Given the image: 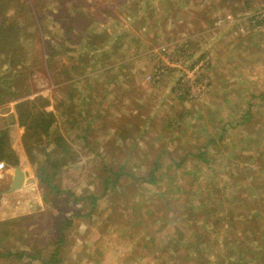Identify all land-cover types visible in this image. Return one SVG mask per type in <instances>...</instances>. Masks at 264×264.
Returning a JSON list of instances; mask_svg holds the SVG:
<instances>
[{"label": "rangeland", "instance_id": "obj_1", "mask_svg": "<svg viewBox=\"0 0 264 264\" xmlns=\"http://www.w3.org/2000/svg\"><path fill=\"white\" fill-rule=\"evenodd\" d=\"M0 96L30 204L0 219V264H264V0H0ZM35 99L71 153L58 191L22 143Z\"/></svg>", "mask_w": 264, "mask_h": 264}, {"label": "trees", "instance_id": "obj_2", "mask_svg": "<svg viewBox=\"0 0 264 264\" xmlns=\"http://www.w3.org/2000/svg\"><path fill=\"white\" fill-rule=\"evenodd\" d=\"M85 28V26H84ZM1 98V96H0ZM2 100H0L1 102ZM36 99L33 101H19L16 103V113H17V119L21 126L24 127V133L22 135V143L24 146V149L28 155V158L30 162H34V160H37L39 164H37V168L35 170V175L38 178L39 182L45 186V188L49 189V191H58L56 183H54L55 174L51 169H54L56 167V164H53L54 158H52L54 152H58L59 154L68 156L70 153L69 149L66 147V142H64L63 137L61 135H56V133L53 135V137L49 140L50 136V127L55 122V114L53 111L47 110L44 105L39 104V109L35 107ZM249 112V111H248ZM187 114L186 111L178 113V117H182L183 115ZM246 113H243L245 115ZM241 115L242 119H246ZM42 138H46V144L41 145ZM39 145V149H37L42 154V159L39 160L36 155H33L34 145ZM51 144V148L47 150V146ZM33 145V147H32ZM205 153H201L202 159L205 157ZM62 158H64L62 156ZM156 158L154 161V165H152V168L145 174L140 176L141 180L144 183L148 184H154L157 181V161ZM0 161L5 162L6 164H9L11 166H16L18 157L14 154L10 142H9V134L7 129L0 128ZM110 181V177L106 178V181ZM216 200L218 202H221L223 200L222 195L219 197H216ZM226 217L225 220L227 224H229V221H236L235 217L232 215L227 216L226 213H223ZM218 216V215H217ZM212 221L211 224L219 223V225H224V221H221V219H217L216 216L212 215ZM210 217V218H211ZM217 219V220H216ZM221 221V222H220ZM194 221L190 223L191 226H194ZM193 236L196 235L194 240L195 249L200 250L199 244H203L204 240L202 239L201 235L202 233L197 232L195 234V231L193 230ZM192 236V237H193ZM236 238V237H235ZM11 252L7 251L6 256H8ZM20 254V253H18ZM203 257H200V253H196L195 256H198L200 259L199 262L201 264H205L206 262H209L210 264H213L212 261L208 259V255L204 254V251L202 252ZM1 256V252H0ZM32 256L35 258L37 256V251L35 248H33ZM238 259H234L233 262L237 263ZM44 261L42 260V263ZM198 262V263H199ZM215 264H224L222 257H217ZM45 264V262H44ZM228 264V263H227Z\"/></svg>", "mask_w": 264, "mask_h": 264}, {"label": "crops", "instance_id": "obj_3", "mask_svg": "<svg viewBox=\"0 0 264 264\" xmlns=\"http://www.w3.org/2000/svg\"><path fill=\"white\" fill-rule=\"evenodd\" d=\"M16 152H18V150H16ZM17 156H19L17 154ZM19 158V157H18ZM9 165V164H8ZM14 171V169H13ZM2 172L3 170H1V173H0V176H2ZM9 174V171H5ZM7 174V175H8ZM5 175V178H7ZM13 175V174H12ZM4 176V175H3ZM36 177V175H35ZM37 178V177H36ZM38 179V178H37ZM11 181H12V177H11V180L10 182H4V184H8V186L6 187V190L3 189L2 192H0V219L6 217V216H9L11 214H13L14 212H19L20 210L24 209V208H29L30 207V204L26 203V205L24 203L22 204H17V198H19L21 196V192L23 191L24 189V183L21 185V187L19 189H16V190H10V185H11ZM38 181V180H37ZM37 183H40L39 181ZM37 183H33L34 186L35 184ZM4 184L2 186H4ZM39 185L41 184H38V187ZM36 187V186H35ZM5 190V191H4ZM29 191V190H28ZM15 192H18V193H15ZM20 192V193H19ZM20 194V195H19ZM34 202V201H32ZM34 204V203H33Z\"/></svg>", "mask_w": 264, "mask_h": 264}, {"label": "water", "instance_id": "obj_4", "mask_svg": "<svg viewBox=\"0 0 264 264\" xmlns=\"http://www.w3.org/2000/svg\"><path fill=\"white\" fill-rule=\"evenodd\" d=\"M24 173L23 171L20 169L19 166H15L14 171H13V175H12V181H11V185H10V190H16L19 189L21 187V185L23 184L24 181Z\"/></svg>", "mask_w": 264, "mask_h": 264}, {"label": "built area", "instance_id": "obj_5", "mask_svg": "<svg viewBox=\"0 0 264 264\" xmlns=\"http://www.w3.org/2000/svg\"><path fill=\"white\" fill-rule=\"evenodd\" d=\"M150 76L148 75V78H149ZM3 167V163L2 162H0V168H2ZM0 171H1V169H0Z\"/></svg>", "mask_w": 264, "mask_h": 264}]
</instances>
